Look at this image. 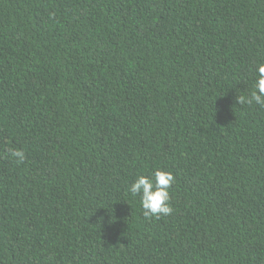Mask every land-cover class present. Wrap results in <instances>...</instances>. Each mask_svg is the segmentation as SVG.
<instances>
[{"label": "trees", "instance_id": "trees-1", "mask_svg": "<svg viewBox=\"0 0 264 264\" xmlns=\"http://www.w3.org/2000/svg\"><path fill=\"white\" fill-rule=\"evenodd\" d=\"M257 63L264 0H0V264H264Z\"/></svg>", "mask_w": 264, "mask_h": 264}, {"label": "clouds", "instance_id": "clouds-1", "mask_svg": "<svg viewBox=\"0 0 264 264\" xmlns=\"http://www.w3.org/2000/svg\"><path fill=\"white\" fill-rule=\"evenodd\" d=\"M253 71L255 78L251 91L236 97V103L247 106L255 104L264 108V63H257ZM9 154L17 163L25 159V153L20 149H9ZM174 182L175 177L170 170L158 168L150 174L139 175L130 184L128 191L133 197H139L145 218L160 219L172 212L170 188Z\"/></svg>", "mask_w": 264, "mask_h": 264}]
</instances>
